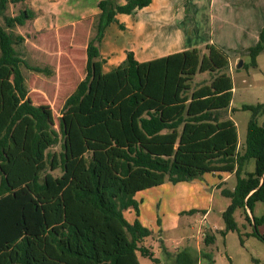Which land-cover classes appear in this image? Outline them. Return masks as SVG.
Listing matches in <instances>:
<instances>
[{
    "label": "trees",
    "instance_id": "16d2710c",
    "mask_svg": "<svg viewBox=\"0 0 264 264\" xmlns=\"http://www.w3.org/2000/svg\"><path fill=\"white\" fill-rule=\"evenodd\" d=\"M19 1L0 0V264H139V255L156 261L142 244L151 231L139 220L134 196L205 174L215 175L216 188L230 200L221 234L237 232L242 245L234 212L243 209L249 235L264 243L258 231L264 227V126L248 122L240 152L227 117L233 83L226 51L207 44L144 62L126 51L104 73L99 48L105 29L118 14L131 15L151 0H100L85 76L65 99L57 131L50 109L28 98L21 66L44 70L29 67L16 51L24 38L13 30L34 18L30 9L6 15ZM263 50L264 26L248 48L251 68ZM202 75L206 79L194 83ZM57 145L60 150L51 151ZM250 160L254 171L245 173ZM222 174L234 175L231 190L221 188ZM258 202L259 218L253 215ZM129 209L132 223L124 217ZM214 239L204 237L206 244ZM182 261L176 257V264L192 263Z\"/></svg>",
    "mask_w": 264,
    "mask_h": 264
},
{
    "label": "rangeland",
    "instance_id": "374dc122",
    "mask_svg": "<svg viewBox=\"0 0 264 264\" xmlns=\"http://www.w3.org/2000/svg\"><path fill=\"white\" fill-rule=\"evenodd\" d=\"M56 1L13 2L9 4L6 15L15 16L23 9H30L34 12L32 20L13 30L24 38V42L16 46V51L29 67L44 70V72H35L24 65L21 66L28 98L34 105L47 106L50 109L54 128L58 131V120L63 103L85 76V49L89 39L94 36L96 16L92 19L64 20L59 18L58 11H55L58 8ZM69 4H61V6ZM190 7L192 10V6ZM250 7L245 4L231 5L226 12L228 22L223 25V29L218 26V13L213 14L215 17L214 39L223 43L224 47L235 50L232 54V51L225 48L234 62V69L230 72L234 88L231 118L236 126L240 152L245 143L248 122L254 119L258 125L264 126V108L255 111V114L249 110H242L243 106L264 104V52L260 54L256 68L248 65V48L258 41V37L255 40V31L262 30L264 22L260 26L259 21L264 14L262 7L255 6L252 7L253 9ZM61 14L68 19H72L74 15L73 13ZM196 20L205 24L201 17ZM235 20L239 21L240 27L236 25ZM0 24L3 25L1 19ZM109 26L105 29L100 44L101 57L113 51L121 52L124 47L132 45L136 53L134 57L137 59L139 51L133 28L129 27L131 30L126 31L125 28L119 29V35H115ZM200 35L202 34L193 35V45L204 40ZM240 62L242 66L236 68ZM113 63V61L105 60L102 64V71L105 73L116 67L117 65ZM205 79V75L196 77L194 83ZM59 150V145L51 149L55 152ZM253 171L254 161L250 160L245 165L244 172ZM210 182L213 181L209 175L206 178L181 183L180 186L166 181L161 186L145 190L137 195L135 200L139 203V220L151 231V235L142 244L151 248L157 259L151 261L139 255V264H172L177 256L182 260L185 259L187 263L190 260L191 264H254L253 259L264 264V243L249 235L252 228L245 221L243 209H237L234 212V220L242 238V245H240L237 232H227L226 236L221 234L225 228L221 214L230 204V200L220 194V189L208 186ZM222 184L221 188L231 190L235 185L234 175L226 176ZM192 209L198 212L191 215L180 214V212ZM129 213L131 212L124 214L128 218L135 217L133 212L131 215ZM253 215L257 218L263 215L262 203L255 204ZM158 219H160L159 225L157 224ZM258 231L264 235V227H259ZM205 235L214 236V241L206 244ZM167 253L170 254V258L166 257Z\"/></svg>",
    "mask_w": 264,
    "mask_h": 264
},
{
    "label": "crops",
    "instance_id": "0c3cea01",
    "mask_svg": "<svg viewBox=\"0 0 264 264\" xmlns=\"http://www.w3.org/2000/svg\"><path fill=\"white\" fill-rule=\"evenodd\" d=\"M99 1L100 0H57L56 4L58 8L55 11H58L59 18H62L64 20H82L88 18L92 19L99 13V9L97 7V3ZM115 2L117 4H123L122 0H115ZM61 4L69 5L61 6ZM233 4L250 5V8L260 6L262 7L261 10L264 14V0H151L149 6L138 10L131 15L118 14L116 16L117 23L110 24L109 29H112V32L115 35H119V25H123L125 31L131 30L129 29V27L133 28L137 37V48L139 51L137 59L139 62L152 60L158 57L189 50L192 48L201 49L205 45L211 43L224 51L225 48H228L227 50L232 51L230 47H224L223 43H221L220 41L217 42L214 39L215 33H213V22L215 17L213 16V14H215V12L218 13V26L222 27L223 29V25L228 22V20H226V18L228 17L226 12ZM190 6H192V10ZM195 9V12L197 13L194 12ZM60 12L69 14L73 13L74 15L72 16V19H68L65 18L64 15ZM200 17L204 20L205 24L197 22L196 19H199ZM234 22L238 27H240L238 20H235ZM259 22H261L259 23V25L262 26L264 22V16L260 19ZM259 32L260 30L255 31V40L257 39ZM198 34H202L200 36L204 40L200 43H197L196 45H193V35L196 36ZM126 51H132L134 55L136 54L132 45H130L124 47L121 52L113 51L107 56H102V58L104 60L113 61V64L118 65L124 60ZM234 51H232V54L235 53ZM263 52L264 50L261 53ZM260 54L257 57V62ZM233 67L234 62H232L229 55V75L230 72L233 71ZM231 110L232 108L230 104L228 110V118L232 120ZM207 175H209L210 179L213 181L208 183V186H210L211 188H216L218 180L216 177H214L215 175L205 174L203 178H206ZM232 175L233 174H222V181H225L226 176L230 177ZM180 185L181 183L176 184V186ZM140 193L141 192L137 193L134 198L136 199L137 195ZM125 212L132 213L133 211L129 209ZM131 213H129V215H131ZM124 217H126L125 219L129 223H132L135 219V217L132 216L128 218L127 216H125V214ZM166 257L170 258V254L168 255L167 253ZM173 261L174 262L172 264H176V259ZM183 262L186 263L187 261L183 259Z\"/></svg>",
    "mask_w": 264,
    "mask_h": 264
},
{
    "label": "water",
    "instance_id": "95a60500",
    "mask_svg": "<svg viewBox=\"0 0 264 264\" xmlns=\"http://www.w3.org/2000/svg\"><path fill=\"white\" fill-rule=\"evenodd\" d=\"M242 66V62H240V65L236 66V68H240Z\"/></svg>",
    "mask_w": 264,
    "mask_h": 264
}]
</instances>
